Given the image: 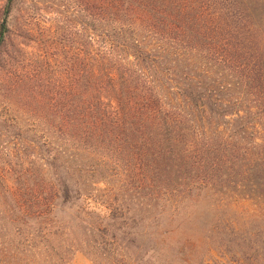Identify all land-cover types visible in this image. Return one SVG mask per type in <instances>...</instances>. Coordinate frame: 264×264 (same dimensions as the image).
Returning <instances> with one entry per match:
<instances>
[{
  "label": "trees",
  "instance_id": "trees-1",
  "mask_svg": "<svg viewBox=\"0 0 264 264\" xmlns=\"http://www.w3.org/2000/svg\"><path fill=\"white\" fill-rule=\"evenodd\" d=\"M16 1L0 21L12 118H0V264H72L78 251L109 264L121 248L151 262L165 212L192 207L202 219L207 198L219 209L224 176L264 190V0H80V38L27 29L39 53L14 78ZM154 209L157 221L137 217ZM214 226L205 243L223 257Z\"/></svg>",
  "mask_w": 264,
  "mask_h": 264
},
{
  "label": "rangeland",
  "instance_id": "rangeland-1",
  "mask_svg": "<svg viewBox=\"0 0 264 264\" xmlns=\"http://www.w3.org/2000/svg\"><path fill=\"white\" fill-rule=\"evenodd\" d=\"M6 0H0V21L2 18L3 6ZM46 27L51 31L53 37L58 38L62 32L71 29L76 32V37L80 38V0H17L15 9L9 18V26L11 28L10 38L5 47V56H11V67L7 68L17 72L13 75L15 78L18 72L33 71V59L39 53V46L36 41L27 37V29H35ZM55 41V40H53ZM57 46L54 45V51ZM64 61V58H63ZM3 61H0V77ZM59 78V77H57ZM63 81L58 79L57 82ZM6 101L0 98V118L3 120L12 119L4 105ZM2 121V120H1ZM3 133H5L3 131ZM2 134V133H1ZM0 134V135H1ZM259 141V140H257ZM189 180V179H188ZM223 183L229 187V194L223 195L222 205L219 203V209L211 206L214 199L207 198L201 202L198 207L204 218H197L199 211L196 208L189 207L182 209L177 215L172 216L170 211L165 212L163 216H159V210H149L146 214L138 210L137 213L147 218H154L155 221L161 220L160 228L166 231L164 241L160 244L159 255L157 259L151 262H143L141 264H201L199 260L211 246L205 264H259L258 247L262 239H264V215L256 210L260 208L264 200V190L257 187L251 191L241 177L227 178L220 177ZM218 180V181H219ZM260 194L257 197V195ZM217 197V196H216ZM218 200V199H217ZM215 203V202H214ZM96 205V204H93ZM216 205V204H215ZM102 215H108L107 210L103 207L96 209ZM217 210V211H216ZM206 215V217H205ZM130 221L128 220L127 223ZM219 224L222 228L219 232L223 236L224 256L214 251L217 245L215 241L205 243L207 235L213 233L215 226L210 231V226ZM105 223V222H104ZM126 223V224H127ZM120 222H114V228L119 227ZM131 226L130 224H127ZM141 225V223H140ZM126 226V225H125ZM144 229V228H142ZM142 231V230H140ZM217 238V237H216ZM139 240L144 241L143 237ZM194 244L192 253L193 258L190 263H184L182 258V250L186 249L187 242ZM117 251V250H116ZM135 249L130 248L129 252L118 249L117 252L104 257L103 261L109 264H137L135 257ZM188 253V255L190 254ZM149 256V255H148ZM149 260L151 257H148ZM72 264H97L84 252L78 251L74 254Z\"/></svg>",
  "mask_w": 264,
  "mask_h": 264
}]
</instances>
